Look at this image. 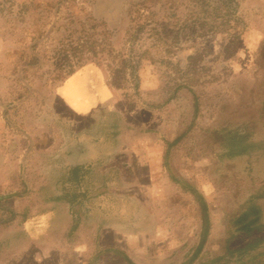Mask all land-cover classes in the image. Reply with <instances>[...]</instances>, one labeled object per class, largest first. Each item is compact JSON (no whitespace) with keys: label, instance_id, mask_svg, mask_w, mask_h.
Here are the masks:
<instances>
[{"label":"rangeland","instance_id":"374dc122","mask_svg":"<svg viewBox=\"0 0 264 264\" xmlns=\"http://www.w3.org/2000/svg\"><path fill=\"white\" fill-rule=\"evenodd\" d=\"M81 70L99 74L118 98L116 112L133 116L130 145L151 157L143 166L129 152L99 163L118 117L105 106L104 124H95L57 94ZM50 117H70L75 134L70 156L51 164L78 163V149L93 145L79 133H101L84 160L117 184L101 205L81 204L82 217L58 219L70 233L49 236L56 249L38 264L264 263V0H0V177L25 183L31 168L48 177L41 150L62 149L46 137ZM230 133L249 148L229 153ZM8 190L28 195L31 187ZM250 202L262 228L247 235L234 220ZM23 253L16 264H30Z\"/></svg>","mask_w":264,"mask_h":264},{"label":"crops","instance_id":"0c3cea01","mask_svg":"<svg viewBox=\"0 0 264 264\" xmlns=\"http://www.w3.org/2000/svg\"><path fill=\"white\" fill-rule=\"evenodd\" d=\"M92 75L90 70H81L80 72L72 73L63 85L58 88L57 94L61 101L68 107L69 111L83 117L90 114L94 117L95 124L99 122H101L100 124H104V120L102 116H100L101 113L98 114V111L100 108L102 110L105 106L108 112L112 110L114 116L118 117V128L117 130L113 129L107 136V138L109 137L110 144L108 148H105L104 156L103 153L100 152L101 158H99V163L108 160L111 161L120 153L129 152L128 154L135 153L137 161L141 163L139 165L143 166L144 156H146L145 160L147 161V157H150V155L149 152L143 154L140 152L141 149H133L130 145L131 138L129 130H131L130 127H133L134 124L132 121L133 116L127 114V111L119 115V112H116V108L114 107L118 101V98L114 97V90L99 74L96 75L95 79ZM113 111L116 112L117 116ZM53 119V117H50L46 130V137L51 140L53 139L52 142L55 144V147L57 146L62 149L59 152V149L46 146L41 150L48 158L46 168L47 172H49L48 177L42 179V176L38 173L39 168H34L33 170L31 168V172L34 171L35 177L30 178L28 181L26 179L25 183L22 180H15L13 177H0V188L6 191L0 190L2 193L0 194V202L9 199L13 203L22 205L18 210L12 206L0 207V264H16V260L21 259L20 255L23 257V252L28 251L30 264L33 262L38 264L39 261L45 262L48 257V252L56 249V247L53 246L54 242L53 244L50 243L51 240L49 236H64L70 233V226L66 227V225H63L62 228H58V219L65 220L71 217H77L78 219L82 217L81 213H85V211L83 212L81 204L92 202L101 205L104 202V197H102L103 191L107 193V187L117 184L110 174H107L105 178L103 177L104 180L101 179L103 173L98 172L100 168L97 167V161H94L92 164L90 161L86 162L84 160L86 154L95 155L97 153L98 147L102 145V141L104 140L101 133H97L94 137L89 136V138H87V133L89 131L86 129L84 133H79L78 138L84 139V142L81 141L82 144L93 142V145L89 147L83 145L86 146L87 149L89 148L87 153L84 150L86 147L78 149L79 164L76 163L73 164V166H71L70 163L60 164L61 166L58 164H51V157L53 160H57L61 156L63 158L65 156H70L69 145L75 137V134L73 135L72 133L73 126L70 117L66 119L63 118L57 123H55ZM59 133H62L61 138L63 142L61 147L60 143L56 145L55 142V138H58L60 135ZM152 154H154V152L151 153V155ZM128 165H130V163ZM114 167L115 166L103 168L101 166V170L106 169L105 171L108 173L116 169ZM70 168L71 170H75L74 172L76 173L71 174ZM2 170L0 164V175ZM4 170L6 171V169ZM57 171H59L57 175L52 173ZM121 181L124 183L122 178ZM23 185L31 187L30 194L14 193L12 191L17 192V190H8L9 188ZM98 188V191L94 190ZM90 192L92 193L90 194ZM29 207L31 208L30 212L28 209ZM40 207H43V209L41 211L37 210ZM28 212L31 213L32 219L26 222L24 226H16L15 223L17 220L23 218L24 215L26 216ZM99 212L102 213L100 210ZM9 215L11 217H9ZM42 233L46 235L47 240L45 239L43 246H40L38 244L39 236ZM21 237H23V239ZM61 245L62 247L59 249L64 250V244L62 243ZM67 246L68 248L70 247L69 245Z\"/></svg>","mask_w":264,"mask_h":264},{"label":"trees","instance_id":"16d2710c","mask_svg":"<svg viewBox=\"0 0 264 264\" xmlns=\"http://www.w3.org/2000/svg\"><path fill=\"white\" fill-rule=\"evenodd\" d=\"M231 134V133H230ZM226 135L224 139L226 140V146L229 148L231 154H239L244 151L246 148H249V144H246L244 137H241L237 134ZM175 181H179L174 178ZM260 208L256 206L254 203L250 202L247 206L246 210L242 212L237 218L234 220V224L236 225L237 231H243L247 235H251L253 231H257L261 229L262 226L259 223L260 220ZM204 238V235H203ZM256 240H261L257 238ZM255 240V242H257ZM247 248V245L245 246ZM240 248H236L234 250L229 251L230 254H233L235 251H240ZM222 259V257L216 258L214 261H218ZM264 264V263H263Z\"/></svg>","mask_w":264,"mask_h":264}]
</instances>
